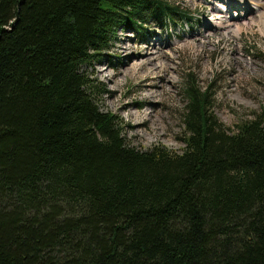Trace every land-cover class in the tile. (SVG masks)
<instances>
[{"label": "trees", "instance_id": "16d2710c", "mask_svg": "<svg viewBox=\"0 0 264 264\" xmlns=\"http://www.w3.org/2000/svg\"><path fill=\"white\" fill-rule=\"evenodd\" d=\"M175 17L165 0H0V264H264V110L226 128L188 80L174 153L129 146L101 108L116 29Z\"/></svg>", "mask_w": 264, "mask_h": 264}, {"label": "rangeland", "instance_id": "374dc122", "mask_svg": "<svg viewBox=\"0 0 264 264\" xmlns=\"http://www.w3.org/2000/svg\"><path fill=\"white\" fill-rule=\"evenodd\" d=\"M165 2L189 20L175 17L161 28L147 24L142 37L139 30L116 29L109 50L95 66L94 78L106 87V94L99 97L101 108L121 120L129 146L139 151L159 146L179 153L181 91L188 80L201 90L211 85L212 113L226 128L264 110V26L258 23L264 9L260 13L252 6L249 12L231 9L225 17L223 0ZM215 8L223 9V14H216ZM242 17L238 35L234 26L208 24Z\"/></svg>", "mask_w": 264, "mask_h": 264}, {"label": "bare ground", "instance_id": "6f19581e", "mask_svg": "<svg viewBox=\"0 0 264 264\" xmlns=\"http://www.w3.org/2000/svg\"><path fill=\"white\" fill-rule=\"evenodd\" d=\"M224 1V4L226 6V12L227 11H230L231 9H234L235 11L236 10H246V12L248 11H252L251 10V6L253 7L252 9L255 11V12H259L261 10L264 9V0H223ZM244 10V11H245ZM224 10L223 9H219V8H215V13L216 14H223ZM260 13V12H259ZM228 15V12L225 14V17ZM231 19V18H229ZM240 19H243L242 18H237V19H231L230 22H233V24H231L230 22H227L225 24H222V23H218L215 21H209L208 24L209 25H212L213 27L215 28H218V27H221V28H232L234 26V31L233 33L235 35H238V33L241 31V24L239 26V24L237 22L241 21L242 23L244 22L243 20H240ZM258 20H259V25L260 27L264 26V13L261 14L259 17H258ZM154 53H150V55H153Z\"/></svg>", "mask_w": 264, "mask_h": 264}]
</instances>
